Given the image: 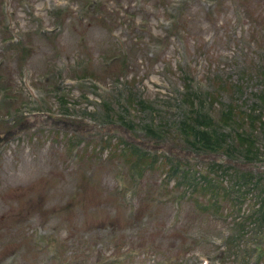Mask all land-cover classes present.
<instances>
[{
	"label": "rangeland",
	"instance_id": "rangeland-1",
	"mask_svg": "<svg viewBox=\"0 0 264 264\" xmlns=\"http://www.w3.org/2000/svg\"><path fill=\"white\" fill-rule=\"evenodd\" d=\"M170 2L179 9L172 23ZM214 84L240 85L242 94H215ZM262 86L264 0H0V137L16 131L0 142V264H264V255L248 253L261 241L246 231L264 226L256 212L264 208L243 196L247 171L227 170L220 181L204 162L227 167L224 153L200 164L182 155L193 151L184 137L170 134L190 116L186 90L216 95L200 112L223 126L217 110L233 104L249 115ZM128 91L152 114L125 105ZM105 101L141 141L152 143L145 125L168 131L159 145L172 153L137 147L136 160L157 159L141 177L123 166L128 134L100 126ZM260 115L255 128L245 118L234 123L263 151ZM76 138L82 144L71 151L68 139ZM223 144L244 147L232 135ZM248 159L234 160L254 170L264 193V164ZM161 162L195 180L160 182ZM205 177L218 181L215 195L196 192Z\"/></svg>",
	"mask_w": 264,
	"mask_h": 264
},
{
	"label": "trees",
	"instance_id": "trees-1",
	"mask_svg": "<svg viewBox=\"0 0 264 264\" xmlns=\"http://www.w3.org/2000/svg\"><path fill=\"white\" fill-rule=\"evenodd\" d=\"M25 56V55H23ZM22 56V57H23ZM26 57V56H25ZM24 58V57H23ZM25 59V58H24ZM91 75V74H90ZM241 86L237 85L233 88H229L226 85H223L221 87V91L225 92L227 91L231 95H235L238 93L239 95L242 94L241 92ZM187 95L181 99V102L184 106L187 107V111L190 113V116L184 117V121L178 123V126L176 127L175 131H170V134L172 137H175L178 134L180 137H184L185 141L190 144L189 147H186V149H191L196 153H209V152H217L221 151L224 153L227 157L231 159H235V157L246 155L250 157L248 160H255L260 161L264 163V150L261 151L259 147H253V143L250 139V137H246L244 135L239 134L240 128H237V125L235 124V129H229L227 131L225 124L228 123V121L232 120L235 116V113H239L237 111V107L235 105H229L228 108H226L222 113L221 116V122L223 126H220L218 124H215L211 118H205V114H201L200 109L204 108V102L200 95H197V97L194 96V94H191L190 91L186 92ZM196 95V94H195ZM208 103L211 106L217 99V96L215 97L211 93L206 94ZM251 97H253V103L256 104L259 102V105H264V86H262V89L257 93H252ZM193 99L197 100L199 104L194 103ZM183 100V101H182ZM131 105L135 104L136 107L140 106L139 110H149L150 112H153V110L146 105L143 101L139 100L135 96L127 95V98L125 100V105ZM103 106L105 107V113L102 116L103 120L107 123L113 122V117L117 118L120 123L126 127L131 133H133L135 136L136 133V127L133 126V124H129L126 121L122 120L121 118L117 117L115 113H111L109 110V105L107 103H104ZM196 107V108H195ZM134 108V107H132ZM121 110L124 111V109L121 108ZM187 112V113H188ZM257 110L255 108H251V113L248 115L246 113H241V115L238 118H241V122H243V118L247 119V122L249 123V126L254 127L255 123H260L261 116L259 113H256ZM233 122V121H232ZM253 125H251V123ZM146 128V129H145ZM229 128V126H228ZM158 129V130H157ZM155 131L149 128L145 125V127L142 129L146 134L148 135V139L155 140V141H163L165 139H168L170 137L168 131H163L161 126H158ZM220 132V133H219ZM228 135H232L235 142L239 143L241 146L244 147H219L220 145L223 146L225 144V141L228 139ZM111 137H107V139H110ZM105 143V142H104ZM71 147H73V144H70ZM128 147H123L122 150H119L120 154L118 153L119 158H122L123 166H129L131 167L136 166L135 170L138 173V177L142 176L141 172L149 171L142 170L141 167H148L150 164H154V162H157V159L154 157H149L147 155H144L141 160H136L138 157V148L128 144ZM112 148V147H111ZM113 150V149H112ZM115 151V149L113 150ZM168 159V158H167ZM170 160V159H169ZM202 164L201 162H199ZM207 166L211 168V170H218V175H214L212 177H216V179L220 181H228V175L227 170H230L235 173L243 174V171L238 170L232 166H225V165H214L213 163H206ZM159 167L162 168L163 172L165 173L163 178L160 179L161 182H167V179L170 176H174L177 179V182H181L179 177L183 180H195V177H192V175L188 172V170L184 171L182 170V167H177L176 165H166L165 162L158 163ZM209 169V168H208ZM252 173L250 171L245 172L247 177L250 179L248 180V183L250 185V189L245 190L243 196L248 195L250 199L253 200V202H257L259 208H264V193L263 190H260L258 188V184L260 181L256 179H252ZM257 176H262L260 173H257ZM237 180L240 181V176L237 175ZM261 182H264L261 181ZM219 186L218 181H210L208 177H205L200 183L199 188L196 189L197 193L204 194L206 189H210V191L215 195V188ZM234 188V187H233ZM236 189V188H235ZM170 191L167 193L169 194ZM238 195V194H237ZM192 197V196H191ZM222 197H225V193L222 194ZM178 199L179 197H175ZM257 214H263L264 212L256 211ZM255 212V213H256ZM250 221H254V219H250ZM259 228V229H258ZM255 229L248 228L246 231V234H252L257 235L258 233H263L264 230L261 227H258ZM148 249H153V247H148ZM264 251V249H261Z\"/></svg>",
	"mask_w": 264,
	"mask_h": 264
},
{
	"label": "water",
	"instance_id": "water-1",
	"mask_svg": "<svg viewBox=\"0 0 264 264\" xmlns=\"http://www.w3.org/2000/svg\"><path fill=\"white\" fill-rule=\"evenodd\" d=\"M133 141V140H132ZM135 144H138V145H142V143L141 142H138V141H133ZM142 146H144V145H142Z\"/></svg>",
	"mask_w": 264,
	"mask_h": 264
}]
</instances>
